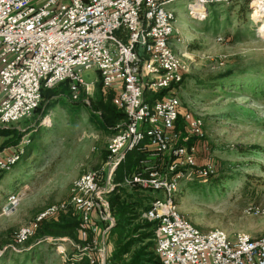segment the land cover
<instances>
[{
    "label": "built area",
    "instance_id": "2783aa9c",
    "mask_svg": "<svg viewBox=\"0 0 264 264\" xmlns=\"http://www.w3.org/2000/svg\"><path fill=\"white\" fill-rule=\"evenodd\" d=\"M176 1L0 0V128L32 116L43 89L67 83L78 100L90 90L81 76L87 69L98 72L103 88L113 92L112 104L127 117L110 139L101 168L81 174L66 199L24 224L15 235L14 249L34 237L44 220L74 210L79 240L47 238L65 264H113L107 242L116 223L110 196L122 186L163 194L153 196L141 216L156 222L158 264H264V234L253 237L240 231L231 238L222 228L203 230L179 209L181 182L208 180L215 164L199 158L198 141L205 137L201 114L186 110L181 116V100L174 92L184 81L185 59L190 58L173 48L172 38L180 31L172 6ZM235 1L240 0H188V15L200 18L209 5ZM249 4L254 6L252 16L264 11V0ZM178 40L184 42L181 35ZM163 90L162 97L146 99V92ZM179 116L188 136L195 138L191 144L175 142ZM133 151L147 155L136 171L116 182L119 166ZM25 153L0 151V180ZM27 188L8 194L5 214L21 204ZM243 214L264 216V200L248 203Z\"/></svg>",
    "mask_w": 264,
    "mask_h": 264
},
{
    "label": "rangeland",
    "instance_id": "374dc122",
    "mask_svg": "<svg viewBox=\"0 0 264 264\" xmlns=\"http://www.w3.org/2000/svg\"><path fill=\"white\" fill-rule=\"evenodd\" d=\"M187 3L177 0L172 5L184 40L179 41L175 33L173 48L190 57L185 59L184 81L174 92L181 100V116L186 110L201 114L205 137L198 141L199 158H211L215 174L208 180L182 181L179 209L203 230L222 228L231 238L240 231L251 235L257 226H264V216L243 214L245 205L264 200V11L252 16L254 6L247 7L240 0L209 5L205 15L193 18ZM81 76L90 90L78 100L64 85L57 86L50 89L54 93L49 105L42 97L32 116L0 128V135L8 136L0 151L26 150L0 180V264H65L63 254L47 238L16 249L13 245L24 224L66 199L74 180L101 168L107 157L116 131L111 126L114 122L97 108V101L112 103L109 96L113 92L100 85L96 70H83ZM115 123V130L123 124ZM26 184L21 204L5 214L8 194ZM151 196L162 198L163 194L155 191ZM143 220L137 217L128 225L121 222L108 232L111 255ZM149 240L135 244L127 260ZM65 248L71 251L70 245Z\"/></svg>",
    "mask_w": 264,
    "mask_h": 264
},
{
    "label": "trees",
    "instance_id": "16d2710c",
    "mask_svg": "<svg viewBox=\"0 0 264 264\" xmlns=\"http://www.w3.org/2000/svg\"><path fill=\"white\" fill-rule=\"evenodd\" d=\"M251 0H245V3L248 7L249 2ZM248 13V10H247ZM101 85V84H100ZM64 86L69 89L67 83H64ZM167 90H163L159 93L146 92V99L149 102L154 101L157 98L162 97ZM54 92L50 89L42 90V97H45L48 101V105L50 103V98ZM113 97V93L109 96L111 99ZM110 101V100H109ZM106 104L101 100V98L97 101V108L102 110L111 122H114L111 126L112 129L115 130L117 121L124 122L126 121V114L122 109H118L113 106L111 101ZM47 108V106H46ZM181 122L183 119L179 116V119L176 123V132L179 134L178 138L175 140L176 144L188 145L195 141V138H188V133H184L185 125L182 126ZM118 129V128H117ZM146 157L144 152L133 151L129 153L126 161L121 164L117 170L116 182H121L124 175L126 173H132L137 170V167L140 161ZM153 192L144 191L141 189H128L122 186H117L114 192L110 196L112 211L116 219L115 225L118 226L121 222L124 224H130L129 220L136 219L137 217H141L142 213L148 209L150 200H152ZM114 225V226H115ZM78 215L74 210H69L60 214L57 218L46 219L44 220L39 228L36 231L34 237H32L29 241L33 242L34 240L44 239V238H69L74 241H78ZM113 226V227H114ZM112 227V229H113ZM156 227V222L143 220V223H139L134 228H132L131 235L126 239L121 246L115 249L114 254L111 255V259L113 263L116 264H158V259L156 258V254L154 250L150 248L155 245L154 243V231ZM111 229V230H112ZM140 233L139 235H135L136 233ZM150 239V240H149ZM146 240L150 242L145 243L137 250L131 252V256L129 260L125 257L135 244H142ZM150 249V250H149ZM29 255V254H28Z\"/></svg>",
    "mask_w": 264,
    "mask_h": 264
},
{
    "label": "crops",
    "instance_id": "0c3cea01",
    "mask_svg": "<svg viewBox=\"0 0 264 264\" xmlns=\"http://www.w3.org/2000/svg\"><path fill=\"white\" fill-rule=\"evenodd\" d=\"M61 85H64V84H61ZM110 92H112V90H110ZM6 137L8 138V136H6ZM6 137H4L2 134L0 135V145L4 142V140L6 139ZM151 159L153 160V158H151ZM204 160H205L204 158H200V161L201 162H204ZM250 233H251V235L253 237H258V236H260V235H262L264 233V226H263V228H262V226H257V229L256 230H252V232H250Z\"/></svg>",
    "mask_w": 264,
    "mask_h": 264
},
{
    "label": "bare ground",
    "instance_id": "6f19581e",
    "mask_svg": "<svg viewBox=\"0 0 264 264\" xmlns=\"http://www.w3.org/2000/svg\"><path fill=\"white\" fill-rule=\"evenodd\" d=\"M255 3H256V1H255Z\"/></svg>",
    "mask_w": 264,
    "mask_h": 264
},
{
    "label": "water",
    "instance_id": "95a60500",
    "mask_svg": "<svg viewBox=\"0 0 264 264\" xmlns=\"http://www.w3.org/2000/svg\"><path fill=\"white\" fill-rule=\"evenodd\" d=\"M118 130V129H117Z\"/></svg>",
    "mask_w": 264,
    "mask_h": 264
}]
</instances>
